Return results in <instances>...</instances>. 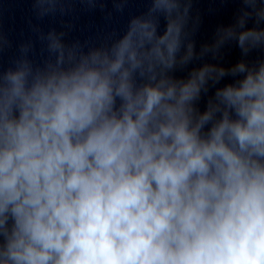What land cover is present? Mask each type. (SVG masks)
Instances as JSON below:
<instances>
[{"label": "clouds", "instance_id": "obj_1", "mask_svg": "<svg viewBox=\"0 0 264 264\" xmlns=\"http://www.w3.org/2000/svg\"><path fill=\"white\" fill-rule=\"evenodd\" d=\"M146 2L99 47L33 25L43 58L0 66V264H264V0L199 53L193 0Z\"/></svg>", "mask_w": 264, "mask_h": 264}, {"label": "water", "instance_id": "obj_2", "mask_svg": "<svg viewBox=\"0 0 264 264\" xmlns=\"http://www.w3.org/2000/svg\"><path fill=\"white\" fill-rule=\"evenodd\" d=\"M70 9L66 14L45 17L37 20L32 11V0H0V33L8 42L3 52L0 53V66L7 69L14 58L20 55L21 44L31 41L34 45V55L30 57L39 61L43 57L41 51L45 44L38 38V33L32 30L35 25L43 33L55 29L64 32L63 42L72 45L76 41L81 44L88 42V46H101L109 37L118 38L126 31L131 18L142 15L148 7L146 0H128L123 12H117L113 0H100L93 9H89L81 0H70L66 5ZM242 7L232 0H193L192 16L199 15L201 23L198 31L193 36L196 51L199 53L201 46L212 43L216 30L221 25H227L234 21L235 15ZM115 33L116 37L112 34ZM87 50V48L85 49ZM47 55L46 52L43 53ZM253 53L249 60L255 58ZM241 59L240 50L234 45H225L219 56L213 58L208 54L193 62L192 66L203 63L221 64L225 67L235 64ZM188 69L177 72V75H187ZM227 79V78H226ZM222 81L221 83H223ZM214 89L210 88L208 96L199 101V108L204 110L207 99Z\"/></svg>", "mask_w": 264, "mask_h": 264}]
</instances>
